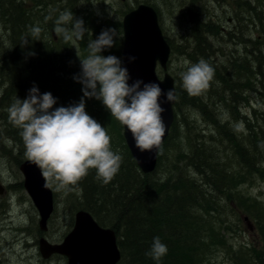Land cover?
<instances>
[{
  "label": "trees",
  "instance_id": "16d2710c",
  "mask_svg": "<svg viewBox=\"0 0 264 264\" xmlns=\"http://www.w3.org/2000/svg\"><path fill=\"white\" fill-rule=\"evenodd\" d=\"M26 1L30 4L25 5ZM235 2L247 8L255 26H261L259 36L264 44V0ZM188 3L191 45L180 52L193 60H205L214 75L208 89L199 96H190L176 76L175 122L159 150L157 168L163 163L169 139L179 131L184 108L196 109L218 136L201 139V144L188 137V151L183 144L177 145L178 156L182 154L186 160V169L175 164V172L167 176L144 174L125 142L123 126L101 102L97 101V106L94 100L87 99L86 112L104 126L111 137L112 150L121 154L123 161L108 184L98 180L95 169H90L77 185L66 189L65 200L72 210L88 211L101 226L115 231L121 251L119 264H214L220 249L232 250L228 237L238 233L245 217L256 222L263 247L241 248L238 258L242 264H264V207L240 192L256 174L264 177V111L254 110L248 117L241 115L240 108L241 104L249 105L248 93L256 91L254 67L256 63L263 74L264 53L258 48L256 62L247 57L235 58L232 53L225 64L216 66L210 38L222 32L216 23L206 19L197 0ZM66 4L75 6L72 0ZM49 5L45 0H0V144L19 166L26 160L25 149L20 129L10 122L8 113L16 99L27 98L35 86L40 94L51 93L56 98L55 109L78 103L83 95L82 85L74 79L79 66L67 24L58 23L61 10L49 12ZM236 20L240 28L227 33L226 40L253 44L244 37L246 20L239 15ZM117 25L123 30L121 22ZM56 29L62 33L59 40ZM256 42L259 45L258 39ZM115 45L119 47L112 55L121 56L122 43ZM173 49L175 53L177 48ZM216 100L224 103L231 118L219 115ZM235 124H242V131ZM156 237L168 248L159 262L146 255Z\"/></svg>",
  "mask_w": 264,
  "mask_h": 264
},
{
  "label": "rangeland",
  "instance_id": "374dc122",
  "mask_svg": "<svg viewBox=\"0 0 264 264\" xmlns=\"http://www.w3.org/2000/svg\"><path fill=\"white\" fill-rule=\"evenodd\" d=\"M45 1L50 3L48 7L49 12L61 10L58 14L60 17L64 13H72L74 19L82 18L84 26L88 29L82 37L78 38L72 34L73 24L66 23L69 30L68 35L71 36L76 61L79 66L78 74L81 71L79 59H84L89 55L88 43L95 39L101 30L115 28L118 33L116 42L122 43V51L124 35L123 30L117 29V23H122L125 14L134 10L140 4L151 5L158 13L159 24L163 35L171 47L168 72L174 77L176 86L177 76L180 78L179 83L182 87L181 72L186 70L185 61L190 64L198 62V60H193L188 55L181 54L180 52L188 47L189 44L191 45L190 36L192 24L190 23V18L186 10L189 7V0H127L126 2L119 0H72L75 4L74 7L66 4L67 0H52L53 3H51V0ZM59 1L61 3H58ZM197 1L202 6L206 19H210L216 23L222 32V34L214 37L211 36L210 38L214 43V56L212 58L215 60V65L225 64L227 57L232 53L235 58L247 57L250 61L256 62V57L259 56L258 48L264 53V44L259 36L262 28L260 25L255 26L250 21L247 8L243 5V7L238 6L235 0ZM240 1L244 3L245 0ZM29 4L26 1L25 5ZM97 11H99L100 15H97ZM237 15L246 20L244 25L247 27H245L244 37L246 40H252L253 44L249 42L234 43L226 40L227 33L235 30V28H240V23L236 20ZM56 33L59 40L62 36L60 29H56ZM256 39L260 41L259 45ZM118 47L115 45L112 49L106 50L102 54L105 56L112 55L113 50ZM174 47L177 48L175 53ZM115 56L122 59V55L118 56L115 54ZM255 65L254 71L257 74L253 81L256 91L248 93L249 105H240L242 116L251 117L254 110L257 113L264 111V64H262L263 74H260L256 63ZM164 73L163 69L158 67L157 74L160 78H163ZM92 100H94V103L98 101L94 98ZM216 103L219 115L222 118H231V112L225 107L224 103L218 100H216ZM180 113L179 131L169 139L166 150L163 153V163L155 171L157 177L167 176L172 171L175 172V168L173 167L175 164L177 168L186 169V160H184L185 158H183L182 154L178 156L177 145L183 144V149L188 151L190 149L188 137L193 142L197 141L198 144H201L199 143L201 139L210 138L211 135L218 136L213 127H210V124L204 122L202 115L193 107H186ZM183 119H186L187 125ZM235 127L240 131L244 128L242 124H235ZM4 144L10 146L9 142H4ZM11 157L13 156L6 153L3 150V145L0 144V184L4 187V192L2 194L0 193V264H68L67 258L62 255H53L49 259H44L41 255L39 244H36V240L39 242L41 237H45L52 244L62 243L65 237L72 231L77 211L72 210L71 204L65 200L66 189L56 191L54 185L50 186L54 195L55 209L49 220L48 230L46 232H42L40 229L38 232L34 230L36 238L34 235L31 237L28 236L26 228H39L40 216L33 201L24 186H22L24 177L19 170V165L15 164ZM240 192L245 196H250L258 200L264 207V177L256 174L251 182L245 183L240 188ZM231 219L235 220L233 217ZM250 223V226H248L247 221L245 222L244 220L238 233H233L228 237L232 250L230 248L220 249L213 258L214 264H242V260L238 258L241 256L238 255V250H241V248H250L251 246L256 248L263 247L256 222L251 220ZM16 228H19L18 236L12 235L11 232H15L14 230ZM29 244H33V246L29 247ZM244 252L246 251L244 250ZM234 253H236L235 258H233Z\"/></svg>",
  "mask_w": 264,
  "mask_h": 264
},
{
  "label": "clouds",
  "instance_id": "9594fccd",
  "mask_svg": "<svg viewBox=\"0 0 264 264\" xmlns=\"http://www.w3.org/2000/svg\"><path fill=\"white\" fill-rule=\"evenodd\" d=\"M58 23H72V34L78 38L88 30L83 19H74L72 13L62 14ZM117 38V30L108 28L89 41V55L79 59L81 71L74 77L82 85L78 103L53 109L56 98L51 93L40 94L34 86L27 98H17L8 109L10 122L20 129L24 157L41 170L45 187L68 189L87 176L90 169H95L98 180L108 184L120 169L123 157L112 150L111 137L104 126L86 112L87 99L100 101L131 133L140 152H150L162 143L165 124L160 98L163 95L165 102L174 101V90L165 93L158 83L142 80L129 84L131 77L122 59L102 54L115 46ZM128 59L132 62L136 58ZM185 67L181 72L182 87L190 96L201 95L208 89L214 69L203 59L194 64L185 61ZM167 252V246L156 237L146 255L159 262Z\"/></svg>",
  "mask_w": 264,
  "mask_h": 264
},
{
  "label": "water",
  "instance_id": "95a60500",
  "mask_svg": "<svg viewBox=\"0 0 264 264\" xmlns=\"http://www.w3.org/2000/svg\"><path fill=\"white\" fill-rule=\"evenodd\" d=\"M122 23L124 34L122 61L131 77L129 84L136 80H142L144 83L154 82L158 83L165 93L174 90L175 94L172 102H165L163 95L160 98L161 107L164 109L162 118L165 135L159 148H154L150 152H140L131 133L123 126L125 142L139 169L144 174H152L157 168L159 150L168 138L175 121V79L168 72L171 47L163 35L158 13L151 5L140 4L124 16ZM53 34L57 39L56 33ZM129 57L136 59L129 62ZM158 67L165 71L163 78L157 74ZM19 170L24 177L23 186L39 212L40 231L46 232L55 209L53 192L50 187H45L46 180L41 170L34 164L25 160L20 164ZM3 192L4 187L0 184V193ZM244 220L250 226L248 218L245 217ZM39 249L44 259L56 254L62 255L67 258L68 264H118L121 260L115 231L100 226L92 214L85 210L76 212L74 227L62 243L52 244L45 237H41Z\"/></svg>",
  "mask_w": 264,
  "mask_h": 264
},
{
  "label": "flooded vegetation",
  "instance_id": "af4514ba",
  "mask_svg": "<svg viewBox=\"0 0 264 264\" xmlns=\"http://www.w3.org/2000/svg\"><path fill=\"white\" fill-rule=\"evenodd\" d=\"M39 229H40V227L39 228L38 227H28V228H26V231H27L28 236L31 237L32 235H34L35 238H36V233H34V230H36L38 232ZM14 231L15 232L11 231L12 232V235L18 236V234H19V228H16ZM39 241H40V239H39ZM36 244H39V242L37 240H36ZM32 246H33V244L32 245L29 244V247H32Z\"/></svg>",
  "mask_w": 264,
  "mask_h": 264
},
{
  "label": "bare ground",
  "instance_id": "6f19581e",
  "mask_svg": "<svg viewBox=\"0 0 264 264\" xmlns=\"http://www.w3.org/2000/svg\"><path fill=\"white\" fill-rule=\"evenodd\" d=\"M31 251V250H30Z\"/></svg>",
  "mask_w": 264,
  "mask_h": 264
}]
</instances>
